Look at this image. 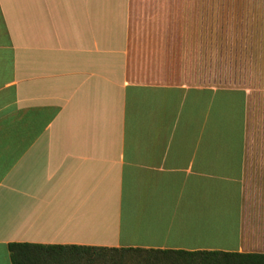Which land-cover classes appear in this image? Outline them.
<instances>
[{"label":"crops","instance_id":"crops-1","mask_svg":"<svg viewBox=\"0 0 264 264\" xmlns=\"http://www.w3.org/2000/svg\"><path fill=\"white\" fill-rule=\"evenodd\" d=\"M191 1L0 0V264L12 242L264 253V58L211 72Z\"/></svg>","mask_w":264,"mask_h":264},{"label":"rangeland","instance_id":"rangeland-1","mask_svg":"<svg viewBox=\"0 0 264 264\" xmlns=\"http://www.w3.org/2000/svg\"><path fill=\"white\" fill-rule=\"evenodd\" d=\"M184 11V24L189 32L192 52L197 54L203 48L209 62L207 67L213 71V58L216 51L222 57H263L264 58V0H195L191 2H175ZM219 56V57H220ZM218 57V58H219ZM240 67V66H239ZM259 67V68H258ZM225 69V67H223ZM261 66L255 65L252 73H261ZM240 69V68H239ZM250 73V72H249ZM252 132L262 136L263 124H252ZM254 129V130H253ZM256 143V142H255ZM255 152L262 151L261 143L254 144ZM98 256V264H149L154 261V253L106 251ZM161 261L163 254L157 255Z\"/></svg>","mask_w":264,"mask_h":264},{"label":"trees","instance_id":"trees-1","mask_svg":"<svg viewBox=\"0 0 264 264\" xmlns=\"http://www.w3.org/2000/svg\"><path fill=\"white\" fill-rule=\"evenodd\" d=\"M9 250L12 264H98V256L110 250L163 254L165 259H172L161 261L154 255V261L148 259L149 264H264V253L223 250L109 248L29 242H12Z\"/></svg>","mask_w":264,"mask_h":264}]
</instances>
